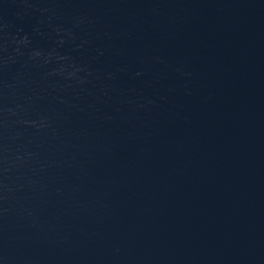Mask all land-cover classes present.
Wrapping results in <instances>:
<instances>
[{
    "label": "water",
    "instance_id": "95a60500",
    "mask_svg": "<svg viewBox=\"0 0 264 264\" xmlns=\"http://www.w3.org/2000/svg\"><path fill=\"white\" fill-rule=\"evenodd\" d=\"M0 264H264V0H0Z\"/></svg>",
    "mask_w": 264,
    "mask_h": 264
}]
</instances>
